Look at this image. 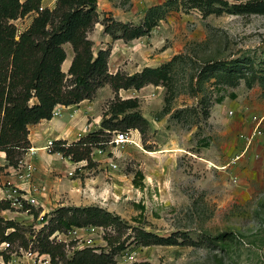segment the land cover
<instances>
[{"label":"rangeland","instance_id":"374dc122","mask_svg":"<svg viewBox=\"0 0 264 264\" xmlns=\"http://www.w3.org/2000/svg\"><path fill=\"white\" fill-rule=\"evenodd\" d=\"M166 1L99 0L100 19L140 24ZM251 1L172 0L151 33L131 42L113 41L101 23L91 30L95 53L112 45V72L168 66L159 85L117 96L110 85L97 91L103 116L140 112L150 127L139 130L138 144L109 141V154H91V164L53 177L59 202L48 213L80 207L103 224L64 243L68 256L120 247L113 264L264 263V12L234 8ZM36 16L13 21L18 34ZM45 214L20 222L29 238ZM137 229L178 233L181 241L184 234L189 244L138 245ZM8 253L10 261L0 255V264H45L16 246Z\"/></svg>","mask_w":264,"mask_h":264},{"label":"trees","instance_id":"16d2710c","mask_svg":"<svg viewBox=\"0 0 264 264\" xmlns=\"http://www.w3.org/2000/svg\"><path fill=\"white\" fill-rule=\"evenodd\" d=\"M170 1L151 7L145 20L135 24L117 21L110 16L101 20L98 0H56L53 9H41L42 0H0V150L6 152L12 165L18 166L31 147L29 126L52 119L58 105L69 106L93 100L97 91L106 85H110L117 96L122 89L141 90L150 84H160L168 64L161 68L146 67L134 74L120 70L113 74L109 71L112 46L95 53L89 34L97 23H101L104 32L113 40L131 42L147 36L158 24L157 20L162 18L161 15L166 13L164 7ZM234 8L264 12V0L235 5ZM31 12L37 13L33 23L18 34L13 21ZM67 43L74 51L68 73L62 69L67 58ZM33 99L35 104H31ZM149 127L148 119L140 112L124 115L113 112L104 116L97 131L73 143L53 141L50 151L61 153L75 162L87 161L91 164L93 149L105 148L111 141L112 132L138 129L146 133ZM138 174L142 179L143 174ZM10 207L11 202L0 201L1 209ZM25 209L30 207L25 204ZM31 212L39 215L33 208ZM43 223L38 232L31 234L33 238H29L26 226L0 218V248L4 242L10 244L9 248L0 251L5 262L10 261L8 251L15 250V246L16 250L31 248L40 254H49L54 264H113L115 256L121 251L120 247L110 252H97L94 248L85 247L75 250L70 257L65 249L67 244L50 239L56 232H67L72 227L103 226L93 220L85 208L61 207L46 213ZM181 235L184 237L182 241L178 233L163 237L137 229L135 238L142 246L189 244L187 236ZM33 243L36 245L33 246Z\"/></svg>","mask_w":264,"mask_h":264},{"label":"crops","instance_id":"0c3cea01","mask_svg":"<svg viewBox=\"0 0 264 264\" xmlns=\"http://www.w3.org/2000/svg\"><path fill=\"white\" fill-rule=\"evenodd\" d=\"M42 6L53 9L56 6V0H42ZM105 35L113 40L109 34L105 33ZM67 44L70 47L68 49L65 47L67 58L62 65V69L66 73H68L74 58L72 45L70 43ZM109 46L112 45L109 44L107 47H101L100 49H106ZM112 54L113 49L109 58V71L115 74L119 70L116 69L112 72L110 69ZM132 90L135 89H122L120 93L123 91L130 93ZM56 110H58V114L54 115L52 119H44L39 123L29 126L28 138L31 147L18 166L12 165L7 158L6 152L0 150V201L11 202L10 208H0V217L5 220H14L19 223L23 220L31 222L35 219V214L30 212L31 208L41 215L50 212L58 204L59 192L56 190L57 180L53 177L58 171L61 172L75 168L76 164L71 158L64 157L61 153L50 152V144L57 140H65L68 143L76 142L88 133L100 129L104 118L101 106L95 98L69 106L58 105ZM32 198L37 200L36 205L28 203L27 199ZM20 201L23 202L24 206ZM25 204L30 207V211L24 209Z\"/></svg>","mask_w":264,"mask_h":264},{"label":"built area","instance_id":"2783aa9c","mask_svg":"<svg viewBox=\"0 0 264 264\" xmlns=\"http://www.w3.org/2000/svg\"><path fill=\"white\" fill-rule=\"evenodd\" d=\"M45 7H41V9H44ZM58 114V110L54 111V115ZM139 130L138 129H129L127 131H115V135L114 137L111 139L110 144L111 147L114 146H121L123 144L126 143H135L138 144L137 141L139 140ZM53 143V142H52ZM51 143V145H52ZM51 146H49L50 148ZM92 154H109V152L106 149L103 148H97L95 150V152H92ZM93 158V155H92ZM84 161L81 162H75L76 164L75 166L77 167L78 165H80V163H83ZM111 166L117 168V164H115L114 162H111ZM71 175L73 174V172L70 173ZM24 201V199H22ZM28 203L31 205H36L37 204V200L32 198V199H27ZM20 203L24 206L23 202L20 201ZM25 209V207H24ZM27 211H29V209H26ZM88 231H103L102 227H94V226H86V227H72L70 230H68L67 232H56L55 234H53L51 236V240H56L57 242H63V243H70L73 240H81L84 233L88 232ZM92 242V240H88V245L90 246V243ZM10 244L7 242H4L1 246L0 249H7L9 248ZM3 247V248H2ZM21 251L23 252V254L29 258V259H37L40 257V263L42 261H45V264H51V258L49 254H40L38 251H34L31 248L29 249H23L21 248ZM264 264V263H263Z\"/></svg>","mask_w":264,"mask_h":264}]
</instances>
